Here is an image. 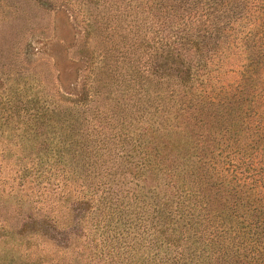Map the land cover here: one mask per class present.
Returning <instances> with one entry per match:
<instances>
[{
	"label": "rangeland",
	"instance_id": "374dc122",
	"mask_svg": "<svg viewBox=\"0 0 264 264\" xmlns=\"http://www.w3.org/2000/svg\"><path fill=\"white\" fill-rule=\"evenodd\" d=\"M171 3L172 0H131L129 5L134 8L128 6L116 17L120 5L124 4L122 0H0V99L5 104L4 97H9V101L17 105V97L37 95L39 100L49 101L57 108L73 104L79 96H84L83 92L91 93L88 85L92 79L90 60L86 56L100 51L102 55L105 53L106 66L98 71L101 80L98 89L102 94L94 97V106L104 108L109 105L107 91L110 88L125 90L115 94L119 104L111 101L110 121L115 119L114 112L115 117L120 114L117 119H126L135 127L141 124L146 113L151 112L154 133L162 126L161 111H172V104L183 95L171 98L166 79L167 83L148 81L152 78L148 72L153 54L146 57L142 43L137 40L150 37L151 27L164 30L173 27L176 19ZM184 4V10L191 6L189 1ZM208 11L210 13L203 18L209 34L208 45L214 38L213 46L218 50L212 55L213 64L208 70L211 78L206 85L204 107L211 116L207 119L212 121L214 129L207 128L204 117L203 127H185L179 131V136L205 131L207 146L223 155L226 172L223 170V175L232 189L248 190L256 200L259 196L264 197V141L254 146V139H251L249 144L253 146L247 148L245 142L250 138L245 134V126L248 123L254 126V110L264 112V101L261 105L254 104L257 81L260 80L261 91H264V72L260 68V65L264 66V0H224L219 10L208 6ZM193 12L194 8L185 21L190 27L202 19ZM252 47L257 71L252 64L243 65ZM190 101L201 108L198 102ZM262 118L264 123V115ZM132 119H138V122ZM15 120L18 122L17 115L6 123L0 120V235L16 232L33 214L41 216L50 212L44 211L48 209L44 206L36 209L39 203L32 199L38 197L37 187L54 188L52 177L47 173L42 174L43 178L39 174V182L29 176L28 172L32 174L36 167L35 152L23 149L22 143L27 141L20 139L18 130L5 129H10L8 125L15 127ZM250 134L254 135V130ZM142 136L135 135L137 138ZM24 170H28L26 176H21ZM65 184L63 187L67 188V182ZM13 190H21L20 194L27 197L25 207L18 209L14 205L9 195ZM55 205L51 215L64 222L67 210ZM68 205L75 207L72 202ZM235 218L242 221L238 216ZM45 229L48 232L46 246L28 243L22 248L28 250L29 264L43 251L47 252L50 264H149L153 256L157 259L156 264L169 261L167 253L162 256L160 250L156 252L157 246L144 251L147 232L132 230L128 245L119 248L98 242V247L92 251L74 241L70 225ZM241 229L239 227L237 233L234 228L227 235L219 234V238L201 229L202 234L190 244L191 254L185 264H248L250 259H254V264H264L263 224L249 223L242 233ZM82 241L83 244L87 242L86 239Z\"/></svg>",
	"mask_w": 264,
	"mask_h": 264
},
{
	"label": "trees",
	"instance_id": "16d2710c",
	"mask_svg": "<svg viewBox=\"0 0 264 264\" xmlns=\"http://www.w3.org/2000/svg\"><path fill=\"white\" fill-rule=\"evenodd\" d=\"M122 1L124 4L120 5L116 17L128 6L134 8L129 5L131 0ZM187 1L191 6L184 10ZM223 1L172 0L176 19L173 27L170 30L151 27L150 37L137 40L142 43L146 57L153 54L148 72L152 78L148 81L165 83L166 79L171 85L167 87L171 98L183 95L172 104V111H161L162 126L154 133L151 112L146 113L141 124L135 127L124 115L125 120L117 119L120 114L115 117L114 112L115 119L110 121L111 101L119 104L115 94L125 90L110 88L107 91L109 105L104 108L94 106V97L102 94L98 89L101 82L98 71L106 66L105 53L102 55L100 51L86 56L90 60L92 79L88 85L91 93L83 92L84 96H79L73 104L57 108L49 101L39 100L37 95L17 97V105L10 102L9 97H4L5 104L0 99L2 123L14 120L17 115L15 127L8 125L10 129H5L18 130L20 139L27 141L22 143L23 149L35 152L36 167L33 175L28 172L29 176L39 182V174L43 178L42 174L47 173L54 185L51 189L37 187L38 197L32 199L39 203L36 209L44 206L48 208L44 211L50 212L41 216L33 214L16 232L0 235V264H29L28 250L22 248L28 243L46 246L48 232L45 228L51 227L67 228L70 225L74 241L92 251L98 247V242L119 248L128 245L132 230L147 232L144 251L154 245L158 247L157 253L159 250L162 256L167 253V264H185L191 254L190 244L202 234L201 229L219 238V234L227 235L234 228L236 233L239 227L241 233L245 232L244 227L249 223L264 226V197L254 200L253 193L248 190L232 189L223 175V155L207 146L205 131L179 136L181 129L194 126L199 129L204 126L202 119L211 117L206 112L204 100L207 81L211 78L208 71L213 64L211 58L218 48L213 46L214 38L208 45L209 34L203 18L210 13L208 6L219 10ZM193 8L192 14L202 19L190 27L185 21ZM250 64L257 71L253 47L248 50L243 65ZM260 68L264 72V66L260 65ZM256 85L254 104L261 105L264 91H261L260 80ZM190 100L198 102L201 108ZM263 115V111L254 110V126L249 123L245 126V134L250 138L245 146L249 149L264 141ZM132 120L138 122V119ZM207 122V128L214 129L212 121L207 119ZM252 130L254 135L250 134ZM137 134L144 136L137 138ZM251 139H254L253 144H249ZM27 171L24 170L21 176H26ZM66 182L68 186L64 188ZM20 193L21 190H13L9 194L18 209L28 203L27 197ZM69 202L75 207H69ZM55 203L56 207L67 210L64 222L51 215ZM84 239L87 240L85 244ZM38 256L30 264H50L47 252ZM156 262L153 256L149 264ZM248 264H254V259L248 260Z\"/></svg>",
	"mask_w": 264,
	"mask_h": 264
}]
</instances>
